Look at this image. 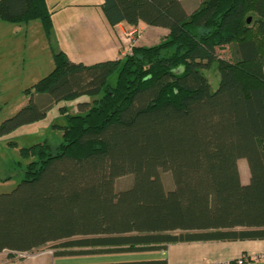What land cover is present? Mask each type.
I'll return each instance as SVG.
<instances>
[{"label": "trees", "instance_id": "trees-1", "mask_svg": "<svg viewBox=\"0 0 264 264\" xmlns=\"http://www.w3.org/2000/svg\"><path fill=\"white\" fill-rule=\"evenodd\" d=\"M103 0L112 27L168 30L153 45L94 64L51 47L54 68L31 94L64 109L62 141L23 148L26 176L0 194V252L56 256L147 252L166 244L264 238V0ZM48 0H0V19L40 20L51 39ZM251 17V22L247 19ZM229 47L230 58L217 55ZM219 73L217 88L205 70ZM117 73L115 84L109 82ZM32 94L2 131L43 118ZM246 159L249 181L241 180ZM171 172L168 189L161 174ZM131 174L130 187L116 179ZM12 256V254H10ZM72 264H168L167 258Z\"/></svg>", "mask_w": 264, "mask_h": 264}, {"label": "rangeland", "instance_id": "rangeland-1", "mask_svg": "<svg viewBox=\"0 0 264 264\" xmlns=\"http://www.w3.org/2000/svg\"><path fill=\"white\" fill-rule=\"evenodd\" d=\"M95 1L48 0V4L53 6L55 10L56 7L58 9L62 8L63 12L59 15V19L62 20L65 15L68 16L69 13L77 11L75 10L77 8L74 6L92 4ZM193 1L198 2L199 0ZM190 4L191 2H189ZM77 16L78 14L73 15V19L78 22L72 24V26H78L80 21L83 19L85 21L86 19L85 13L82 15L84 18H81L80 21ZM53 19L56 24H59L60 20L56 21L57 18L54 16ZM83 24L86 25V21ZM156 31L161 32V30ZM53 34L55 33L53 32ZM53 37L51 36V39L47 38L40 20L17 24L0 19V194L12 192L21 180L25 178L27 164L34 158L25 157L23 148L42 143L46 140L53 147L59 145L62 141L63 131L61 127L66 124L64 109L71 113L77 112V103L79 101L85 99L91 100L89 97H81L74 101L60 100L48 103L46 94L32 93L36 102L42 104L48 103L45 109V116L10 131L1 130V126L6 119L16 114L17 111L29 103L32 94L27 89H30L34 83L53 70L54 58L51 47L57 44L54 42ZM141 37L138 41H142L145 44H155L163 39V37L161 39L160 35L155 37L150 29L141 31ZM217 55L229 59V47L217 48ZM205 74L212 88H217L219 83L218 71L211 68L205 70ZM116 79L117 73H113L109 78V82L115 84ZM239 167L241 177L247 179L249 168L246 159L239 160ZM161 176L166 188H172L173 179L171 172H163ZM132 182L133 177L131 174H128L117 178L115 186L117 190H123L130 187ZM55 244L50 243L44 248H53ZM123 255L127 256L125 258L133 259H153L158 257V254H155L153 251L134 252ZM77 257L79 256L68 257L66 259H70V262H78L80 260ZM6 258V256H0V262Z\"/></svg>", "mask_w": 264, "mask_h": 264}, {"label": "crops", "instance_id": "crops-1", "mask_svg": "<svg viewBox=\"0 0 264 264\" xmlns=\"http://www.w3.org/2000/svg\"><path fill=\"white\" fill-rule=\"evenodd\" d=\"M102 1L96 0L92 4L74 6L77 11L69 13L68 16L65 15L62 20L59 19V15L63 10L56 7V13L53 16L57 18L56 21L60 20V22L56 24L53 19L56 30L53 29L55 34L52 32V37L54 36V42L58 44L56 46L65 51L70 59L86 64L118 59L123 56L126 49L123 38L126 34L136 30L150 29L155 37L160 35L161 39L167 35V29L148 26L143 22L137 27L125 23L112 27L100 7ZM189 2H191L190 5ZM183 3L188 12H191L199 2L183 0ZM87 10L89 11L87 12ZM83 13L86 14V25L83 24L84 19L80 21L81 18H84ZM75 14H78L77 17L80 21L78 26H72V24L78 22L73 19ZM156 30H161V32ZM137 44L153 45L145 44L142 41H137ZM241 180L246 184L249 181V175L247 179L241 177ZM54 251L53 248H44L24 259L8 258L0 264H72L113 261L127 257L122 254L84 255L77 257L80 261L70 262V259L66 258L76 256H56ZM152 251L158 254L157 258H167L168 264H239L238 259L240 258H243V264H264V238L176 242L166 244L163 248Z\"/></svg>", "mask_w": 264, "mask_h": 264}, {"label": "built area", "instance_id": "built-area-1", "mask_svg": "<svg viewBox=\"0 0 264 264\" xmlns=\"http://www.w3.org/2000/svg\"><path fill=\"white\" fill-rule=\"evenodd\" d=\"M139 38L141 39V31H133L130 32L128 34H126V36L123 38V41L126 45V49L123 52V56L126 54H131L132 53V49L133 46L137 43V41L139 40ZM35 252H15V251H8V250H4L2 252H0V256H6L8 258H14V259H24L32 254H34ZM10 254H12V256H10ZM243 258L238 259V263L239 264H243Z\"/></svg>", "mask_w": 264, "mask_h": 264}, {"label": "water", "instance_id": "water-1", "mask_svg": "<svg viewBox=\"0 0 264 264\" xmlns=\"http://www.w3.org/2000/svg\"><path fill=\"white\" fill-rule=\"evenodd\" d=\"M250 21H251V17H248L247 22L250 23Z\"/></svg>", "mask_w": 264, "mask_h": 264}]
</instances>
